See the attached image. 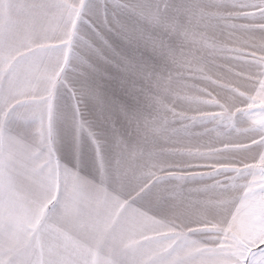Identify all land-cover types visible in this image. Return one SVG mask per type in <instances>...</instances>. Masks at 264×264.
<instances>
[{
  "label": "snow or ice",
  "instance_id": "6c2138e0",
  "mask_svg": "<svg viewBox=\"0 0 264 264\" xmlns=\"http://www.w3.org/2000/svg\"><path fill=\"white\" fill-rule=\"evenodd\" d=\"M0 264H264V0H0Z\"/></svg>",
  "mask_w": 264,
  "mask_h": 264
}]
</instances>
